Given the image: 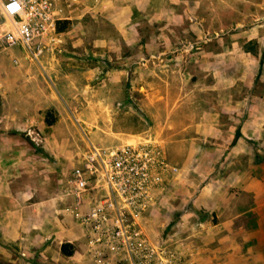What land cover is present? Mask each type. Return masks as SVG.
Instances as JSON below:
<instances>
[{"label":"rangeland","instance_id":"1","mask_svg":"<svg viewBox=\"0 0 264 264\" xmlns=\"http://www.w3.org/2000/svg\"><path fill=\"white\" fill-rule=\"evenodd\" d=\"M102 1L58 0L62 21L69 23L51 35L41 64L20 49L0 57V155L28 157L19 165L27 189L21 202L49 201L61 227L57 244L64 255L63 245L65 252L79 254L81 264H132L111 250V241L99 245V238L118 234L113 230L119 217L125 235L150 238L137 264H264V134L259 140L246 137L242 153L234 155L227 149L230 140L225 145L217 132L198 128L210 107L224 111L219 123L224 134L245 121L236 115V102L225 104L223 96L237 98L246 87L202 68L197 46L207 42L206 50H218L214 33L220 28L254 22L231 6L247 13L256 6L244 7L242 0L180 1L164 19L126 32L101 16ZM203 28L212 34H195ZM233 34L224 43L240 38L239 31ZM186 44L194 47L185 51ZM172 47L181 51L173 53ZM224 78L229 82L223 84ZM219 85L231 88L221 91ZM122 145L149 159L139 188L130 194L135 200L109 195L104 181H94L79 198L74 173L87 154ZM109 197L122 212L107 206ZM0 205L17 208L5 195ZM94 209L107 217L102 226L88 219ZM31 224L24 234L39 235ZM13 230L8 228L9 235ZM39 249L14 257L19 264H40ZM0 256V264H14L10 252Z\"/></svg>","mask_w":264,"mask_h":264},{"label":"crops","instance_id":"2","mask_svg":"<svg viewBox=\"0 0 264 264\" xmlns=\"http://www.w3.org/2000/svg\"><path fill=\"white\" fill-rule=\"evenodd\" d=\"M188 0H103L99 4L101 16H103L110 24L130 32L132 28L137 29L144 22H157L164 19V15H169L170 6L172 3ZM224 5H233L235 0H219ZM245 4H252L256 6L254 12L247 13L243 11L242 7L231 6L232 10L242 14L241 18H248L252 16L253 24L246 26L244 23L237 24L234 28H220L214 34L218 38V50L209 51L205 49L207 42L198 44L197 50H202L200 66L206 70H213L219 72L223 77L226 75L236 81L242 83L246 89L242 94H238L237 98L231 96H223L225 104H232L236 102L237 116H244L239 130H234L230 127L224 134L220 128L221 115L224 114L222 110L216 111V108L210 107L203 111L202 118L198 124L199 130L206 132H217L219 139L222 137L224 144L230 140V154L239 155L242 153L240 148L246 145V137L254 140H259L264 134V89L259 91L260 84L264 86V0H242ZM237 4V3H236ZM213 10H216L213 8ZM188 14V12H187ZM193 21L195 17H190ZM221 19L222 17L219 16ZM165 19H168L165 17ZM243 19V20H244ZM194 27H192V30ZM239 31L240 38L232 41L230 44L224 43L225 36L234 35L233 32ZM196 35L210 36L212 33L207 28L195 33ZM162 35V34H158ZM236 35V34H235ZM210 41V38H208ZM148 43V42H147ZM147 48L149 44H146ZM185 51H189L194 47V44H186L183 46ZM149 50V48H148ZM171 52H180L179 48L172 47ZM235 69V70H233ZM58 79V78H57ZM226 82H229L226 78ZM203 82H205L203 80ZM228 86V85H226ZM226 86L219 85L221 91L230 89ZM206 87V89H208ZM218 88V90H220ZM222 98V93H219ZM227 101V102H226ZM227 113V112H226ZM204 135V134H203ZM126 141H131L125 139ZM153 141V140H152ZM222 141L220 143H222ZM225 144V145H226ZM18 153V152H16ZM23 158H28L23 155H14L9 157H2L0 155V198L4 195L9 202L16 205V209L11 208L2 209L0 205V251L5 253L10 252V261L14 264H19L18 252H32L36 247H40V257L42 260L40 264L51 263L53 260L56 264H71L72 262L80 263L82 259L77 253L64 255L61 251V245L57 244V232H61L60 224L54 222L49 201L43 198L41 202H35L29 206L23 205L26 194V184H24V172L20 171V163H24ZM28 162V161H26ZM20 191V192H19ZM20 206V207H19ZM26 223L31 224V227H36L37 234H24ZM14 229L9 235L8 228ZM29 227V226H28ZM30 228V227H29ZM29 230V229H28ZM51 235L55 241H51ZM61 236V233H59ZM71 241V240H68ZM9 245L10 249H4V245ZM37 251V250H36ZM79 256V257H78ZM1 257V256H0ZM46 262V263H45ZM32 264V263H30ZM36 264V263H35Z\"/></svg>","mask_w":264,"mask_h":264},{"label":"built area","instance_id":"3","mask_svg":"<svg viewBox=\"0 0 264 264\" xmlns=\"http://www.w3.org/2000/svg\"><path fill=\"white\" fill-rule=\"evenodd\" d=\"M64 18V10L58 0H0V57L6 52L20 49L29 61L41 64L51 35ZM143 154L144 156L131 145H122L108 151L95 148L85 157L83 168L75 170V194L80 198V194L94 181L97 184L104 181L109 195L113 193L122 199L124 195H129L131 201L135 200V196L130 194H134L139 188L140 179L146 175L143 166L149 160L146 152ZM93 189H97V185ZM105 202L111 210L122 212L120 204L110 197ZM127 208L130 206L127 205ZM88 219L97 221L99 226L107 222V217L99 216L97 209L88 215ZM115 222L117 229L113 232L118 234L99 238V245L111 241V250H118V254H125L132 264H137L141 252L145 250L144 242L139 237L124 234L125 221L122 217Z\"/></svg>","mask_w":264,"mask_h":264},{"label":"trees","instance_id":"4","mask_svg":"<svg viewBox=\"0 0 264 264\" xmlns=\"http://www.w3.org/2000/svg\"><path fill=\"white\" fill-rule=\"evenodd\" d=\"M69 23V21H60L59 23H58V25H57V30H58V32L60 31H63L65 28H66V25ZM61 24H63V25H61ZM48 124L50 125V124H52V122L51 121H48ZM65 248H66V245H63L62 246V250H63V252L66 254V255H70L71 253L70 252H65L66 250H65Z\"/></svg>","mask_w":264,"mask_h":264},{"label":"flooded vegetation","instance_id":"5","mask_svg":"<svg viewBox=\"0 0 264 264\" xmlns=\"http://www.w3.org/2000/svg\"><path fill=\"white\" fill-rule=\"evenodd\" d=\"M140 241H143L144 243H146L147 239H150V238H147V237H139L138 238ZM118 257V256H117Z\"/></svg>","mask_w":264,"mask_h":264}]
</instances>
